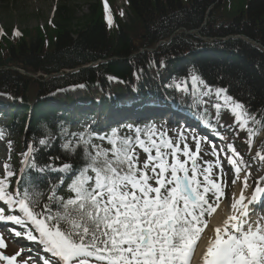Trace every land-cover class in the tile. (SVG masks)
I'll use <instances>...</instances> for the list:
<instances>
[{"label":"trees","instance_id":"16d2710c","mask_svg":"<svg viewBox=\"0 0 264 264\" xmlns=\"http://www.w3.org/2000/svg\"><path fill=\"white\" fill-rule=\"evenodd\" d=\"M122 1L129 12L127 18L120 15L115 0H94L80 15L68 0H63L55 8L53 22L48 20L31 30L6 29V33H0V94L10 97L7 103H11V110L17 109L15 114L10 112L7 123H0V130L11 136L16 149L27 152L32 146L35 151L30 160L36 164L69 163L79 167L83 145L78 154L62 148L65 143L78 144V130L92 139L96 128L103 134V128L118 120L110 108L126 115L130 107L160 106L161 98L167 97L173 100L167 106L176 109L175 102L182 105L183 98L166 93L163 83L172 73L185 75L190 70L207 86L226 90L244 105L258 121L255 132L264 126V0ZM183 30L193 32L186 34ZM8 57L12 62L6 60ZM98 60L105 62L74 73L64 72ZM5 66L39 73V79L63 73L41 82L3 69ZM106 74L125 83L112 85ZM78 84L84 92L77 99L67 93L47 99ZM190 108L209 116L204 115L199 103L181 107ZM18 115L25 116L19 119ZM27 115H31V127L26 134L27 147H22L18 140ZM230 122L226 116L222 125L228 127ZM135 128L128 125L125 130L131 134ZM229 131L230 142L241 143L239 149H243L246 160L247 136L236 126ZM45 137L55 138L50 147L39 144ZM37 184L41 187L42 182L37 180Z\"/></svg>","mask_w":264,"mask_h":264},{"label":"snow or ice","instance_id":"6c2138e0","mask_svg":"<svg viewBox=\"0 0 264 264\" xmlns=\"http://www.w3.org/2000/svg\"><path fill=\"white\" fill-rule=\"evenodd\" d=\"M198 80L192 77L194 91ZM225 92L218 89L216 96L220 98ZM223 100L243 129L249 118L244 105L228 95H223ZM215 107L219 111L221 105ZM251 119L258 122L254 116ZM134 131V136H120L115 130L99 136L101 141L107 140L108 149L92 144L88 133L79 134L77 145L63 144V150L73 154H78L83 145L81 166H47L65 174L60 176L59 186L71 178L67 198L58 195L57 184L44 192L35 181L22 191L18 181L17 188L10 191L14 172L6 163L0 178V202L6 209L0 206V221L31 225L23 235L48 254L42 264H192L201 242L198 264H264V215L253 220L249 212V206L258 203L264 194V176L255 181L249 197L245 190L250 187V173L241 167L242 159L229 156L228 163L237 179L242 171L245 173L243 188L231 203L232 214L213 227L210 218L224 192L219 178L212 179V164L206 162L202 168L198 163L202 138L193 137V151L182 133L173 140L155 125ZM3 135L0 130V138ZM39 144L46 145L47 141L41 139ZM228 147L234 156L238 155L231 145ZM138 149L145 154L143 162ZM34 151L28 147L23 153L24 163ZM256 155L264 161V155ZM216 166L220 167L218 161ZM31 167H37L34 161ZM16 212L20 214H12ZM206 229L213 235L205 241ZM12 231L17 237L22 235ZM5 247L0 237V248ZM20 255L0 253V261L16 264Z\"/></svg>","mask_w":264,"mask_h":264},{"label":"rangeland","instance_id":"374dc122","mask_svg":"<svg viewBox=\"0 0 264 264\" xmlns=\"http://www.w3.org/2000/svg\"><path fill=\"white\" fill-rule=\"evenodd\" d=\"M63 0H0V28L3 29H18V30H31L35 27H42L45 25V23L48 20H51L53 22L54 19V9L59 5V3ZM70 5L74 7V11L77 12V15H80V13H85L86 8L89 3L93 2L94 0H68ZM108 2H111V0H107ZM115 3H117V7H119L120 13L123 17H128L129 12L127 9V6L124 4L122 0H115ZM15 67V66H13ZM19 68V67H16ZM195 76L192 72L188 73V81L182 79L181 77H175L172 80L168 81L165 85L166 89L171 90H178L182 93V95H187V92H189V88L194 89L192 77ZM111 83H117L118 81L111 79L109 80ZM218 89H211L209 87H206L203 85V83H200L199 81L195 84V93L199 95L200 104L207 107V110L211 108L214 112V116H217L216 119L221 121L222 117L219 116V114L222 113V110H225L227 113H229L232 117L231 125H237L239 127V123L235 120V117L232 115L229 108H226L224 106V100H223V94L220 98L216 96V91ZM82 91H79V88H68L62 91H59V94L62 93H81ZM205 93H208L205 95ZM1 98V97H0ZM8 99V98H7ZM216 104H220L221 107L219 111L215 107ZM9 108L6 107H0V121H2V116L4 115V118H6L9 113ZM9 119V118H8ZM186 125H183V121L179 122L177 124H170L167 123L165 120L158 119L153 122L152 125H155L158 131H163L168 134V136L175 140L178 138V136L182 133L183 136L186 138V143L190 146V148L195 151L196 150V143L193 137L196 138H202L200 143V156L198 159V163L201 165V167H206L207 163L210 162L212 164V179L216 180L219 178L220 182H222L223 185V191H225L226 199L231 196L229 195L231 192H235V189L237 188L239 192H241V188H243V178H244V171H242L239 174V179H237V175L232 168V165L228 163V157L232 156L233 159L240 160L237 155H233V152L229 150V143H225L224 149L217 155H213V150H211V147L213 149H217L219 147H222L223 139H227L228 135L225 128L218 127L214 133L213 139H208V137L204 136L203 133L193 132L194 130H189L188 124L192 123H184ZM201 126V123H197ZM249 129H253V121L249 117L246 126L242 129L246 134L249 133ZM221 137V138H219ZM264 137V131L258 136V139H261ZM223 138V139H222ZM22 138H20L21 140ZM13 144H9L8 147L12 148ZM211 147H210V146ZM181 147H183V143L181 144ZM259 145L255 146L251 153H254V151H261L262 155H264V140L261 144L260 148H258ZM140 152V160L143 162L145 159V154L142 153L139 149L137 150ZM23 153H20V161L23 159ZM224 155H227V159L224 158ZM222 157V161H221ZM183 159V157H181ZM217 161L219 162L220 167L216 166ZM8 164L10 166V169L13 171V168L15 167V159H12V157H9L7 155V151L3 145H0V178H3L5 174L4 165ZM242 168H245L248 173H250L248 178V183L250 182V187L248 189L253 190L255 181L252 183L253 178L259 179L261 176H263L264 172V161H261L258 159L257 161H250L248 164L244 163L241 165ZM252 177V179H251ZM12 178V177H11ZM202 179V177H199ZM233 180L236 182L233 183ZM263 184V183H262ZM250 192V193H251ZM228 195V196H227ZM232 199L225 200L224 203H221L220 205L226 206L232 203ZM264 204V202H262ZM219 205V206H220ZM264 210V208H260ZM252 209H249L251 219H254V216L257 214L264 215V211H259L257 214H255V210L251 211ZM12 227L14 225L11 224ZM8 227H0V235L4 238H6L8 241L14 242V239L10 236V234L7 232ZM19 244L18 242H15ZM14 249H10L8 245H6L5 248H0V252H3L5 255H10ZM20 249H16L15 253L19 252ZM28 257V260H17L16 264H32V259L34 258L33 255L29 253H23L22 256ZM0 264H7L6 261H0Z\"/></svg>","mask_w":264,"mask_h":264},{"label":"bare ground","instance_id":"6f19581e","mask_svg":"<svg viewBox=\"0 0 264 264\" xmlns=\"http://www.w3.org/2000/svg\"><path fill=\"white\" fill-rule=\"evenodd\" d=\"M24 72H26V71H24ZM26 73H28V72H26ZM28 74L33 76V74H31V73H28ZM245 192H246V195H248L249 197L251 196V193H250L251 190L250 189H246ZM233 194L235 196L233 198H231L232 200H234L235 198H239V196H240V192L237 188L235 189V192H233ZM226 200L228 201V200H230V198H227ZM232 211L233 210L231 208V203L229 205H226V206L220 205L219 208L217 209L216 213H214L213 216L210 218L211 225L214 227L215 225L219 224L223 219L227 218L230 214H232ZM257 216H258V214L256 216H254V220L257 218ZM212 235H213V232L211 230L206 229L204 240L206 241ZM202 249H203V242H201L200 247H198L196 249V254L194 255V257L192 259V264H198L199 255H200V252L202 251Z\"/></svg>","mask_w":264,"mask_h":264},{"label":"water","instance_id":"95a60500","mask_svg":"<svg viewBox=\"0 0 264 264\" xmlns=\"http://www.w3.org/2000/svg\"><path fill=\"white\" fill-rule=\"evenodd\" d=\"M12 69L16 70L15 68H12ZM72 72H73V71H72ZM23 74H24L25 76L32 77V75H30V74H28V73H26V72H23Z\"/></svg>","mask_w":264,"mask_h":264}]
</instances>
